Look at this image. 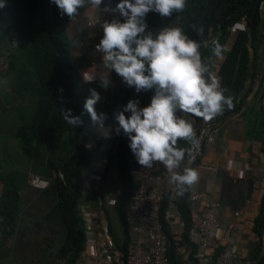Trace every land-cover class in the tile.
<instances>
[{
	"label": "trees",
	"instance_id": "obj_1",
	"mask_svg": "<svg viewBox=\"0 0 264 264\" xmlns=\"http://www.w3.org/2000/svg\"><path fill=\"white\" fill-rule=\"evenodd\" d=\"M118 2L105 0L111 7ZM88 7L80 9L79 13ZM70 22L50 0H4V7L0 8V63L6 64L4 70H0V77L9 82L11 90V99L7 101L10 104L3 106L0 100V107L15 121L14 137L36 154L46 155L33 164L32 159L27 158L22 173L14 167L0 170V264H25L23 248L26 242L30 244L31 234L40 230L47 234V247L53 244L56 250L47 254L43 249L32 264H77L86 234L78 205L84 202L92 207L84 187L93 198L96 196L92 209L103 212L115 249L122 257L127 252L130 237L126 212L133 189V154L128 138L122 132L117 135L113 131L111 146L105 155L104 177L114 169L120 188L111 210L99 205L98 201L104 199L99 193L103 181L99 188H94V183L87 186L82 183V174L100 150L101 138L92 129L83 107L88 94L80 86L84 80L81 72L71 62L67 36ZM146 23L147 30L154 34L174 24L182 28L190 39L201 44L202 59L210 70L216 59L212 52L213 40L223 47L229 43L217 76L228 90L225 95L233 98L234 107H225L221 117L223 120L234 115L244 118L246 135L260 142L264 151V0H186L182 12L170 18L150 12ZM236 25L243 28L238 29ZM152 95V91L136 93L123 83L117 93L115 111L122 110L129 100L146 104ZM16 97L21 103L15 107ZM26 101L30 103L25 104ZM61 107L81 116L83 124L76 128L68 125L60 115ZM115 111L109 114L112 129L117 126ZM177 115L191 123L194 117L182 112ZM178 146L188 148L190 144L180 140ZM28 172L32 174L27 175ZM30 176L36 178V183L29 182ZM43 179L44 184H40ZM32 192L52 202L40 220H31L37 217L36 213L26 209ZM188 194L186 190L182 196L166 194L161 206L160 220L168 238L169 264H198L196 247L190 240ZM170 202L177 207L183 224L179 234L172 232L165 218ZM253 230L260 234L257 223ZM219 253L220 249L214 252V261ZM255 253L251 264H264L261 242Z\"/></svg>",
	"mask_w": 264,
	"mask_h": 264
},
{
	"label": "clouds",
	"instance_id": "obj_2",
	"mask_svg": "<svg viewBox=\"0 0 264 264\" xmlns=\"http://www.w3.org/2000/svg\"><path fill=\"white\" fill-rule=\"evenodd\" d=\"M50 2L70 21H74L79 10L86 6L98 13L97 19L89 22L97 21L103 32L95 46L102 53L104 67L108 69L107 74L99 75L102 88L109 86V73L114 71L136 93L153 92L147 106L139 107V101L129 100L122 110L116 111L114 120L117 126L114 129L105 128L107 114L96 111L101 96L95 89H89L90 95L83 107L97 129L114 131L117 135L122 132L128 138V146L140 166L151 169L154 162L162 164L170 173L169 183L175 186L176 195L182 196L185 186L198 181V173L188 167L183 174L174 169L180 168L186 155L191 163L199 148V139L193 124L177 113L191 114L209 122L222 115L225 107H234L233 98L225 95L228 90L212 72L214 61L210 70L209 64L202 59L199 42L190 39L182 28L175 25L163 27L155 34L147 30L148 13L170 18L185 9L186 0H119L115 7L105 0ZM2 7L4 0H0ZM101 11L118 14L123 22L116 18L101 20ZM212 44L216 59L229 48V44L223 47L216 40ZM96 78V74H91L84 80L92 83ZM59 112L68 125L76 128L83 124L81 116L73 115L71 109L61 107ZM125 113L130 115L125 116ZM180 140L188 142L190 147H179Z\"/></svg>",
	"mask_w": 264,
	"mask_h": 264
},
{
	"label": "crops",
	"instance_id": "obj_3",
	"mask_svg": "<svg viewBox=\"0 0 264 264\" xmlns=\"http://www.w3.org/2000/svg\"><path fill=\"white\" fill-rule=\"evenodd\" d=\"M101 9H103L102 6ZM99 15L101 20L110 21L116 18L123 22V18L119 17L118 14L113 15L101 11ZM97 16L96 10L89 6L67 25V36L70 44L71 62L74 67L84 74L97 75L94 82L86 83L83 80L80 82V86L88 96L90 95L89 89H95L100 94L101 99L95 106L99 113L100 111H107L108 105L113 108L111 106L113 102L110 101V98L116 96L119 91L118 88L121 90L123 82L112 71L109 73L111 81L109 86L106 89L100 86L99 75L108 73V69L104 67L102 53L98 52L95 47L103 32L97 23L93 27L86 25L87 22L97 19ZM222 60L223 56L214 60L215 69L212 71L214 74L218 72ZM93 62L101 63L99 65H102V68L91 67ZM0 79L4 78L0 77ZM6 95L7 99L1 102L3 106L10 104L7 103L9 96H11L9 86L6 88ZM13 103L15 107L19 106L21 99L16 97ZM149 103L150 100L146 104L139 103V107H145ZM105 128L112 129L109 115L105 121ZM92 129L101 138V142L109 141L114 136V132H108L107 129H97L93 125ZM96 156V159L101 158L99 154ZM137 165L138 163L133 156L132 173L136 170ZM200 165L202 166L192 167L198 173V181L191 186H185V190L188 193L202 192L207 200H213L219 204V217L227 224V228L220 234L225 240H234L244 254V259L236 260L235 264H251V260H254L252 258L256 255L255 248L259 242H261L262 254L264 253V151L260 142L250 139L246 135V120L244 118L234 115L222 121L218 137L213 145L205 148ZM110 172L115 178L116 171L111 169L104 177L101 185L104 190L109 191L113 185L107 176ZM183 172L184 170L182 174ZM115 184L118 186L116 182ZM103 195L105 196V194ZM92 208L94 207H91V210H94ZM104 219L101 221L102 225H105ZM255 223H257L260 234H256L253 230ZM170 229L175 234H179L182 230L178 227L176 220H172Z\"/></svg>",
	"mask_w": 264,
	"mask_h": 264
},
{
	"label": "built area",
	"instance_id": "obj_4",
	"mask_svg": "<svg viewBox=\"0 0 264 264\" xmlns=\"http://www.w3.org/2000/svg\"><path fill=\"white\" fill-rule=\"evenodd\" d=\"M96 23L97 21L88 22V26ZM236 28L241 29L243 26L236 25ZM97 63L94 62L91 66L96 69L102 68V65H99L101 63ZM81 74L82 78L89 75L82 72ZM222 121L221 115L209 122L196 116L192 118L193 128L199 139V148L194 152L191 163L188 162L187 157L180 168L174 171L182 174L186 167L202 166L200 160L204 150L215 143ZM110 146V140L101 142L98 152L101 158L96 159L95 156L91 166L82 174L85 185L94 183V188H97L103 181L106 168L105 155ZM169 175L168 170L159 162L153 163L151 169L143 168L138 164L133 172V189L126 212L130 239L124 257L115 249L107 231L106 221L105 225H102L103 212L91 210L88 205L80 203L78 213L84 222L86 234L84 248L77 264H169L168 238L160 220L165 195L176 194L175 186L169 183ZM29 182L36 183V178L30 176ZM113 203L114 199L108 197L98 201L99 205L105 207ZM186 204L190 212V240L196 247L195 257L198 264H235L236 260L244 259V254L235 241L225 240L220 234L227 228V224L219 217L217 202L207 200L202 192L194 191L188 194ZM165 218L169 223L176 220L178 227L183 229L180 214L172 202L165 209ZM217 249H220V253L214 261V252Z\"/></svg>",
	"mask_w": 264,
	"mask_h": 264
},
{
	"label": "rangeland",
	"instance_id": "obj_5",
	"mask_svg": "<svg viewBox=\"0 0 264 264\" xmlns=\"http://www.w3.org/2000/svg\"><path fill=\"white\" fill-rule=\"evenodd\" d=\"M5 66H6V64L0 63V70H4ZM8 86H9V82L6 79H0V99H1V102H4L7 99L6 88ZM256 88H257V84H255L254 90H256ZM118 90H119V88H118ZM249 98H251V95ZM116 99H117V93H116V96L112 97V99L110 98V101L113 102L111 105V106H113V108L112 107L110 108V105H108L109 111L108 110L102 111L103 113H106L107 116L110 114L111 111H113V112L115 111ZM30 100L33 101V99H31V98H30ZM27 103H30V101L25 102V104H27ZM249 103L250 102H248L247 104H249ZM0 108H1L0 109V170L1 171H8V169H10L11 167H14L15 171H17L18 173H22L24 171V167H25L24 164L26 165L28 163L26 161L27 158L32 159V164H33L36 161H38V163H39V161H41V159H44V157L46 155L43 156L42 152H37V154H36L35 150L33 152V149H28V145L22 143L20 140H17L14 137L13 131L16 127L15 121L13 122V119H11L10 113H5L4 108H2V107H0ZM29 174H32V172H28L27 175H29ZM107 176H108V179L110 178V182L113 183V185L111 186L110 191L105 189L106 192H104L105 190L103 189V187H101L99 193L102 195L105 194V196L103 195L104 199L106 196H108V198L114 199L115 198L114 196L118 194L119 181H118L116 175H114L115 178L113 177L112 172H110V174ZM44 180L45 179H43L40 184H44L43 183V182H45ZM115 182L118 184V186L115 184ZM82 183L84 185V182H82ZM101 185L102 184H100V186ZM86 189L87 188L84 187L85 195H86V197L89 198L88 203H90V205L92 207H95L96 196H94V198H93V194L86 191ZM91 191L94 192L93 189H91ZM32 193L33 194L31 195L32 196L31 202L27 203L26 209L30 210L31 213L32 212L36 213L37 217L35 219L30 214L32 217V219L30 218L31 220H33V221L34 220H40L41 215L50 208L52 202L49 200H44L41 196L35 195L36 193H34V192H32ZM97 193H98V191H97ZM83 204H84V202H83ZM84 205H88V204L85 203ZM107 209L111 210V207L108 205ZM46 237H47V234L44 232V230H40L38 232L34 231L31 234L30 244H28V242H26V245L23 248L25 250L24 254L26 255V257H25L26 259L24 260L25 264H32L33 261L35 260V258L37 257V255L43 249L46 250L47 254L48 253H54V251L56 250V246H54L52 244L49 247H47L46 242H45Z\"/></svg>",
	"mask_w": 264,
	"mask_h": 264
}]
</instances>
